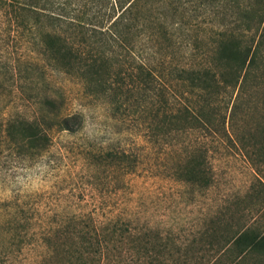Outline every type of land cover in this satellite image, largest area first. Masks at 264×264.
<instances>
[{"label":"trees","instance_id":"1","mask_svg":"<svg viewBox=\"0 0 264 264\" xmlns=\"http://www.w3.org/2000/svg\"><path fill=\"white\" fill-rule=\"evenodd\" d=\"M182 6L193 13L191 22L178 20ZM210 21L221 26L210 44L200 43L198 35L194 39L192 59L202 62L184 67L167 61L168 67L166 51L175 46V27L183 24L189 31ZM0 23L34 47L32 55L18 61L37 68L27 62L25 67L79 81L86 97L107 105L122 126L145 131L141 137L147 142L190 134L210 140V148L205 142L177 148L171 175L192 193L213 186L207 155L228 132L230 105L233 118L240 104L251 99H244L250 90L264 89V0H0ZM143 34L150 52L158 49L153 61L144 56L139 61L127 47ZM110 41L120 43L121 50L110 49ZM34 99L37 116L0 118V154L6 144L33 158L50 147L56 130L73 131L71 122L79 114L55 112L58 103L51 93ZM250 120L235 137L264 167V120ZM88 159L99 166L119 165L128 176L136 172L125 151L108 150ZM252 200L254 208L262 209L264 190ZM16 204L13 212L11 205L6 207L0 226L1 264L12 258L15 264H264V214L249 223L225 206L186 231L182 220H151L135 206L115 205L116 212L103 214L106 206L99 203L95 212L32 222L25 205Z\"/></svg>","mask_w":264,"mask_h":264},{"label":"rangeland","instance_id":"2","mask_svg":"<svg viewBox=\"0 0 264 264\" xmlns=\"http://www.w3.org/2000/svg\"><path fill=\"white\" fill-rule=\"evenodd\" d=\"M178 12V20H193V13L187 7L182 6ZM194 23L195 21L192 25ZM220 27L218 23L211 21L189 31L183 28V24L176 26L175 46L166 51L170 53L165 59L166 65H198L202 61L192 59L191 56L196 48L195 36H201L200 43L203 45L210 44V36ZM10 33V27L0 23L1 120L22 115L37 116L34 97L49 93L56 97L58 103L55 112L79 114V117L71 122L73 131L56 130L52 134L51 145L42 155L25 157L16 149L6 144L3 146L0 154V226L7 213L6 207L11 205L9 209L13 212L12 208L16 207V203L25 205V215L32 222L43 221L46 217L57 214L95 212L94 206L99 203L106 206L104 211H100L103 214L116 212L114 206L117 205L119 209L135 206L134 209L138 208L137 212L142 216L151 220L158 219L160 222L168 217L177 218L179 222L183 221L186 231L199 218L210 212H221L225 206L231 207L230 212L238 213V216L245 215L249 223L256 219L259 221L264 214V207L254 208L252 197L257 190H264V167L258 165L254 157L247 155L235 136L238 131L239 135L243 132L248 120L252 121L253 118L254 123L264 120V89L250 90L244 99L252 96L249 100L252 103L243 101L233 118V105H230L227 110L228 132L218 145L214 141L211 147L213 153L208 152L207 155L213 170V186L209 190L192 193L172 178L171 170L177 159V148L180 144L200 146L202 142H205L206 148H210V140L202 139L198 134H190L172 141L147 142V137H141L145 131L140 132L132 125L122 126L121 122L113 119L107 105L86 97L83 94V84L79 81L69 79L61 72H47L44 68L40 72L25 67L22 63L27 61L18 60H22L25 54L32 55L34 47ZM111 42L110 49L121 50L120 43ZM148 46L150 45L144 34L127 45L139 61L145 60L142 56L153 61L158 58L154 54L158 49L151 53ZM144 50L147 52H143ZM33 57L39 65L42 64L35 54ZM167 61H171V65ZM154 62L157 63L156 60ZM85 114H88L91 121L86 124ZM95 124L100 129L99 137L90 140L87 131ZM113 131L119 138L112 143H102ZM231 138L236 141H230ZM108 150L129 153L135 161L136 172L128 176L119 165L99 166L90 159L87 160L92 154H104ZM37 177L41 182L36 187L14 188L17 183L27 185ZM2 262L3 259L0 258V264ZM12 263L15 264L13 258L10 260V264Z\"/></svg>","mask_w":264,"mask_h":264},{"label":"clouds","instance_id":"3","mask_svg":"<svg viewBox=\"0 0 264 264\" xmlns=\"http://www.w3.org/2000/svg\"><path fill=\"white\" fill-rule=\"evenodd\" d=\"M89 122L91 121L88 119V114H85V124ZM84 131H85V126H84ZM99 133H100L99 126L95 124L89 127L87 131V137L90 140H96L99 137ZM118 138H119L118 135L113 131L110 134H108V139L106 141H102V143H112V142H115ZM39 182H41V180L39 177H37L35 179L30 180L27 185L23 183H17L14 188L27 189L29 187H36L38 186Z\"/></svg>","mask_w":264,"mask_h":264}]
</instances>
